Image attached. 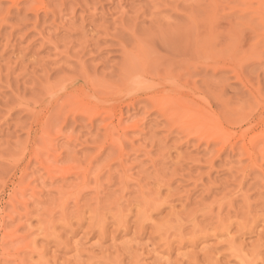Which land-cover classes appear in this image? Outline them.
<instances>
[{"label":"rangeland","instance_id":"374dc122","mask_svg":"<svg viewBox=\"0 0 264 264\" xmlns=\"http://www.w3.org/2000/svg\"><path fill=\"white\" fill-rule=\"evenodd\" d=\"M263 20L0 0V264H264Z\"/></svg>","mask_w":264,"mask_h":264},{"label":"bare ground","instance_id":"6f19581e","mask_svg":"<svg viewBox=\"0 0 264 264\" xmlns=\"http://www.w3.org/2000/svg\"><path fill=\"white\" fill-rule=\"evenodd\" d=\"M262 23H263V27H262L261 35H262V37L264 38V20L262 21ZM127 90H128V88H127V89L125 88V91H124L125 94L127 93V92H126ZM122 92H123V91H122ZM120 94H122V93L120 92ZM125 94H122V95H125ZM91 97H92V96H91ZM117 97H118V96H117ZM121 97H122V96H121ZM121 97H120V98H121ZM88 98H89V97H87V99H88ZM89 99H90V98H89ZM89 99H88V101H90ZM118 99H119V98H118ZM118 99L116 100V102L118 101ZM90 102H91V101H90ZM92 102H93V101H92ZM88 103H89V102H88Z\"/></svg>","mask_w":264,"mask_h":264}]
</instances>
